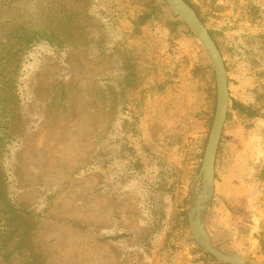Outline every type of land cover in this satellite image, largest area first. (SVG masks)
Returning <instances> with one entry per match:
<instances>
[{"label": "rangeland", "instance_id": "rangeland-1", "mask_svg": "<svg viewBox=\"0 0 264 264\" xmlns=\"http://www.w3.org/2000/svg\"><path fill=\"white\" fill-rule=\"evenodd\" d=\"M163 1L0 0V264H226L188 218L215 71ZM187 1L221 51L230 100L264 110V0ZM25 33L50 42L27 49ZM229 111L226 124L252 132L253 192L214 190L202 217L214 246L264 264V119Z\"/></svg>", "mask_w": 264, "mask_h": 264}, {"label": "water", "instance_id": "water-1", "mask_svg": "<svg viewBox=\"0 0 264 264\" xmlns=\"http://www.w3.org/2000/svg\"><path fill=\"white\" fill-rule=\"evenodd\" d=\"M165 1L205 47L213 64L217 83V106L199 173V177H202V186L188 212L190 230L196 242L220 261L226 264H245L239 255L225 253L213 245L202 217V212L205 211L207 203L212 199L214 193L216 157L230 103L229 82L224 58L209 30L186 0Z\"/></svg>", "mask_w": 264, "mask_h": 264}, {"label": "crops", "instance_id": "crops-1", "mask_svg": "<svg viewBox=\"0 0 264 264\" xmlns=\"http://www.w3.org/2000/svg\"><path fill=\"white\" fill-rule=\"evenodd\" d=\"M229 116L230 114L227 115V122ZM226 123L216 157L214 190L220 188L230 197L251 196L253 183L246 159L250 154L248 140L251 139L252 132L234 120L230 124Z\"/></svg>", "mask_w": 264, "mask_h": 264}, {"label": "trees", "instance_id": "trees-1", "mask_svg": "<svg viewBox=\"0 0 264 264\" xmlns=\"http://www.w3.org/2000/svg\"><path fill=\"white\" fill-rule=\"evenodd\" d=\"M187 1V0H186ZM162 2L164 3V1L162 0ZM188 2V1H187ZM189 3V2H188ZM190 4V3H189ZM191 5V4H190ZM201 19V18H200ZM19 36V41H18V43L19 44H21V45H23V47H25V48H29L30 47V45L32 44V42H34V41H36V40H38L39 38H40V36H42L43 38H45L47 41H49L50 42V37L48 36V35H46V34H44V35H40V34H28V33H25V34H20V35H18ZM38 36H39V38H38ZM37 38V39H36ZM52 41L54 42V43H57L58 45H61V43H60V40H58V39H56V38H53L52 39ZM19 51H22L21 49H19L18 51H12L11 52V55H12V57H14V60L16 61V62H18L20 59L19 58H22V57H20L19 55H18V53H19ZM2 59L5 61L6 60V62L7 61H9L10 62V60L11 59H5V57H2ZM2 62V61H1ZM2 79L0 78V81H1ZM230 102H231V105H230V103H229V105H230V107H229V109H232V110H235V111H237L239 114H241V115H244V116H246V117H250V118H252V117H257V116H260V117H262L263 119H264V110H262V109H260V108H257L256 106H254L253 104H244V103H242V102H240V101H238V100H233V99H231L230 100ZM230 114V111L228 110V113H227V115H229ZM1 169V168H0Z\"/></svg>", "mask_w": 264, "mask_h": 264}]
</instances>
